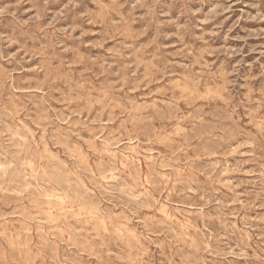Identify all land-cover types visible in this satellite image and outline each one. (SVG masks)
<instances>
[{"label":"clouds","instance_id":"obj_1","mask_svg":"<svg viewBox=\"0 0 264 264\" xmlns=\"http://www.w3.org/2000/svg\"><path fill=\"white\" fill-rule=\"evenodd\" d=\"M176 3L0 0V264H264V0Z\"/></svg>","mask_w":264,"mask_h":264},{"label":"rangeland","instance_id":"obj_2","mask_svg":"<svg viewBox=\"0 0 264 264\" xmlns=\"http://www.w3.org/2000/svg\"><path fill=\"white\" fill-rule=\"evenodd\" d=\"M173 2V0H162V4L165 6V10H167V5H171ZM180 4H179V0H177V3L175 5V8L173 10V15L176 14V11L179 9ZM229 23H231L229 21ZM9 31V28L6 27L5 25H0V32H7ZM230 42V41H229ZM257 46L253 45L250 51H256ZM0 208H3L4 210H8L6 207V201L5 200H0Z\"/></svg>","mask_w":264,"mask_h":264}]
</instances>
